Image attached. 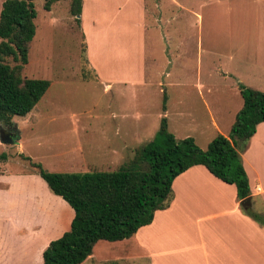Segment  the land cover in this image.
Wrapping results in <instances>:
<instances>
[{
	"label": "rangeland",
	"instance_id": "obj_1",
	"mask_svg": "<svg viewBox=\"0 0 264 264\" xmlns=\"http://www.w3.org/2000/svg\"><path fill=\"white\" fill-rule=\"evenodd\" d=\"M5 1L0 0V13ZM72 1H56L47 11L46 0H35L37 31L23 74L52 84L36 106L33 118L13 119L20 123V139L27 151L45 158L46 170L60 167V173H83L87 171L82 169L84 165H108L104 157L111 160L109 156L94 152L104 139L115 145L127 140L134 147L152 141L160 126L165 95L168 112L163 115L169 119L170 131L178 138L191 135L205 145L206 135L215 136L211 120L228 135L236 117L229 123L230 115L242 107L236 73L243 78L253 76L255 79L252 77L247 84L264 91V0H146L144 23L137 0H83V23L92 30L99 29L92 36L93 52L97 49L99 57L98 62L94 60L96 71L89 66L82 20L79 24L72 15ZM142 34L148 49H158L156 57L146 60L145 80L116 82L108 90L109 77L141 76L137 71L141 63L138 49L130 45L139 43ZM242 59L254 61V70H247ZM8 63L15 65L11 59ZM162 70L170 75H158ZM210 71L214 77L205 84V75ZM201 77L204 87L198 91L197 78ZM100 121L109 126L123 121L121 135L113 136L109 126L100 129ZM78 143L83 145V152H71ZM14 145L6 147V152L17 159L23 155ZM5 199L0 194V234L13 262L37 243L33 235L23 243L17 235L18 225H26L29 231L36 226L47 231L46 211L51 203L42 202L39 208L24 210L3 203ZM260 212L264 216V211Z\"/></svg>",
	"mask_w": 264,
	"mask_h": 264
},
{
	"label": "crops",
	"instance_id": "obj_2",
	"mask_svg": "<svg viewBox=\"0 0 264 264\" xmlns=\"http://www.w3.org/2000/svg\"><path fill=\"white\" fill-rule=\"evenodd\" d=\"M137 1L139 3L136 6L142 7L141 22L144 23L146 21L145 10L147 8L143 2H146V0ZM85 12V3L83 2L81 20L87 41V59L90 68L92 67L91 70L96 71L98 67L94 60L96 59V62H98L99 57L96 54L97 49L93 52L94 42L92 36L99 29L92 30L83 23ZM130 48L138 49L137 55L141 63H138L140 69H137V71L141 76L135 77L134 73V76L127 74L125 76L117 75L116 77H109L108 82H106L108 90L113 89V84L116 82L130 81L133 84L136 81L145 80L146 60L147 58L156 57L158 49H148L143 34L141 41L135 46L130 45ZM167 52H170L169 49L165 52V56L168 55ZM241 62L244 63L247 70H252L256 64L254 61H248L247 59H242ZM169 65L174 66L171 61ZM197 65L198 63H196L194 68H197ZM132 72L134 71L132 70ZM157 74L170 75L169 72L163 70L157 72ZM98 75L100 77V74ZM212 76V71H210L205 75V82L202 77L201 80L197 78L196 88L198 91L203 89V82L205 84L211 83ZM236 76L239 78L241 84L255 89L253 86L247 84L249 81L255 79L253 76V79H251L252 77L243 78L240 73H236ZM223 77L228 78L226 74ZM208 94H211L210 90ZM240 106L243 107V104ZM206 108L210 113L207 105ZM35 109L36 107L29 114L31 118L34 117L33 113ZM241 109H237L235 113H231L229 123L233 122V116H237ZM163 114L160 116V119L164 116ZM211 122L214 125L213 128H215V136L211 138V136L208 137L206 135L205 145H200L199 141L191 137V135L181 138L174 135L177 139L191 137L195 139L200 148H208L210 142L217 135L228 136L230 133L228 135L224 133L223 129L217 124V121L211 120ZM13 123V129L19 137L16 141L12 137L13 141L11 145L16 143L13 147L18 148V153L23 156L20 155L21 157H17V159L15 155V158L10 156L6 152V147H10L11 145L5 144L0 140V156H7L6 160H0V194L6 198V202L3 203L9 206L20 207L24 210L33 206L39 208L42 202H49L51 204L46 211V216L48 217L47 231H44L40 226H36L29 231L26 225H18L19 233L17 235L23 243L30 235L34 236L37 243L33 249L18 255L21 257L16 258L15 261L13 260L12 262L10 260L9 253L5 250L3 237L0 234V264H4L3 261H9L6 264H44L43 255L45 250L52 241L62 237L64 233L70 230L75 213H73L74 210L71 207L69 208L70 205L63 198L52 193L47 183L32 170L31 162L40 163L42 166L44 164L48 167L45 164V158L36 155L33 151H29V149L27 151L25 142L20 139V123L15 120ZM123 124V121L118 123L112 122L109 126L108 122L100 121L97 125L100 129H105L109 126L114 131L113 136L118 137L121 135ZM0 125V135L10 128L1 122ZM120 144L115 145L111 141L106 142L104 139L99 142L94 152L111 158L109 160L107 157H104L109 161L108 165H105L106 167L119 168L122 166L120 164L124 160L132 158L134 149L136 148L127 140H121ZM38 145L40 146V144ZM81 145V143H78V147L72 149L71 152L82 153L83 148ZM241 156L250 181L253 209L259 214L263 213L260 210L264 211V123H261L257 127L255 135ZM27 158H30L31 161L27 160ZM13 162L19 168H14ZM28 163L29 167L27 166ZM71 165L75 164L71 163ZM105 166L84 165L82 169L87 170L83 173L97 170L114 171L103 169ZM26 168L28 169L27 171L21 172V170ZM56 168L59 169L60 167ZM72 168L80 170V167L73 166ZM57 169L47 171L60 173ZM52 204H55L56 207H53ZM242 207L241 201L238 200L235 185L221 181L204 166L192 167L175 179L171 206L166 210L157 211L151 225L142 227L130 239L117 242L99 241L94 248L93 254L82 264H264V226L247 216ZM38 245L40 246L38 247Z\"/></svg>",
	"mask_w": 264,
	"mask_h": 264
},
{
	"label": "trees",
	"instance_id": "obj_3",
	"mask_svg": "<svg viewBox=\"0 0 264 264\" xmlns=\"http://www.w3.org/2000/svg\"><path fill=\"white\" fill-rule=\"evenodd\" d=\"M46 0L45 9L54 2ZM83 0H73L71 13L81 24ZM35 0H6L0 13V122L13 127L14 117H26L51 87L46 79L27 78L29 51L37 26ZM11 59L15 64L8 63ZM243 107L228 136L217 135L206 150L195 139H177L169 119L161 118L155 138L134 149L132 158L114 171L52 173L31 162L55 195L74 210L70 230L52 241L44 252V264H82L99 241L130 239L151 225L157 211L173 201L175 179L195 166H204L221 181L235 185L238 200L252 196L242 153L264 123V91L239 85ZM164 96L162 111L168 110ZM7 159L6 155L0 160ZM27 160L31 161L30 158ZM247 216L264 226V216L253 208H243Z\"/></svg>",
	"mask_w": 264,
	"mask_h": 264
},
{
	"label": "water",
	"instance_id": "obj_4",
	"mask_svg": "<svg viewBox=\"0 0 264 264\" xmlns=\"http://www.w3.org/2000/svg\"><path fill=\"white\" fill-rule=\"evenodd\" d=\"M13 135L14 134H6L5 136H3L2 134L0 135V140L5 143V144H12V141H13ZM241 205L244 207V208H249V207H252L253 203H252V198H247L246 200L242 201L241 202Z\"/></svg>",
	"mask_w": 264,
	"mask_h": 264
},
{
	"label": "flooded vegetation",
	"instance_id": "obj_5",
	"mask_svg": "<svg viewBox=\"0 0 264 264\" xmlns=\"http://www.w3.org/2000/svg\"><path fill=\"white\" fill-rule=\"evenodd\" d=\"M6 134H8V135H9V134H14V135H13V138H14V139H15V137L17 136V134L15 133L13 127H10L8 131L2 133L3 136H5Z\"/></svg>",
	"mask_w": 264,
	"mask_h": 264
}]
</instances>
